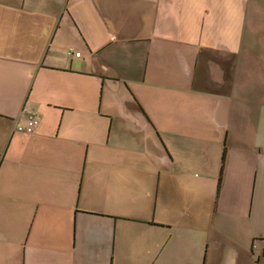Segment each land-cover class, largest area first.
<instances>
[{
  "label": "crops",
  "instance_id": "0c3cea01",
  "mask_svg": "<svg viewBox=\"0 0 264 264\" xmlns=\"http://www.w3.org/2000/svg\"><path fill=\"white\" fill-rule=\"evenodd\" d=\"M246 1L0 0V264L51 253L42 210L67 215L50 264H264V31L243 46ZM151 118V176L103 158L118 120Z\"/></svg>",
  "mask_w": 264,
  "mask_h": 264
},
{
  "label": "rangeland",
  "instance_id": "374dc122",
  "mask_svg": "<svg viewBox=\"0 0 264 264\" xmlns=\"http://www.w3.org/2000/svg\"><path fill=\"white\" fill-rule=\"evenodd\" d=\"M248 10L246 11V30L244 35L248 36L243 39V46L250 47L252 50L261 51V48L258 47L260 40L257 38V33L264 31V0H248L246 1ZM246 7V4H244ZM236 25V24H235ZM234 25V26H235ZM249 34H248V33ZM235 47L236 46V43ZM240 45V43L238 44ZM241 46V45H240ZM255 60L263 61V56H258L256 54L250 55ZM236 59H239L238 55H233V66L235 65ZM228 71V70H227ZM233 77L236 80V69L233 70ZM232 88V87H231ZM233 89V88H232ZM152 99L156 100L158 97L155 93H151L149 95ZM153 107V106H152ZM156 107V104H154ZM157 108H152L150 111H154V115H157ZM156 117V116H153ZM152 123H148L145 126V129L142 130V127H139L135 124V121L120 119L114 125V130L111 136V145L109 148H104L102 150V156L108 161V158L119 159L123 162L125 159H137L138 162H147L148 164L141 165V167L136 168V174H144L151 176L150 171L153 169H157L156 167L150 166V162L156 159V149L153 148V144H150L149 134L153 137L156 143L160 144L161 136H160V125L157 118L152 119ZM110 123V122H109ZM139 124V122H137ZM149 133V134H148ZM108 133L103 138L104 143L107 142ZM169 137V136H168ZM100 139V138H99ZM117 139V141H116ZM226 151V150H225ZM113 152V153H112ZM113 155V156H112ZM109 162V161H108ZM111 164V162H109ZM149 165V168H148ZM7 170V168H4ZM223 168H221V173L219 174L217 180V188L216 194L218 196L219 191L221 189L222 180H223ZM199 171V168H196ZM143 172V173H142ZM120 174H135L133 167L123 166L121 164ZM1 178V177H0ZM6 201H3L5 204ZM67 215L63 210L58 211L54 216H50L46 214L43 210L39 217V221L37 227L40 228L39 233L37 232L35 236H37L41 244L44 245L42 249H45L51 253L42 254L40 258V262L42 264H50L48 254H53L56 250L62 252L66 243V239L68 238V231L66 230ZM70 228V223L68 224ZM262 229H264V223L262 224ZM74 231V229H73ZM7 232L3 229V225L0 222V238L10 237L6 234ZM260 233H264V230L260 231ZM89 235L87 234V238L89 239ZM99 248L96 247L93 251H97ZM264 260V259H262ZM56 264H68L65 263V257H58L55 260ZM88 264H95L93 261H89ZM119 264H134L128 262H120ZM141 264V263H139Z\"/></svg>",
  "mask_w": 264,
  "mask_h": 264
},
{
  "label": "built area",
  "instance_id": "2783aa9c",
  "mask_svg": "<svg viewBox=\"0 0 264 264\" xmlns=\"http://www.w3.org/2000/svg\"><path fill=\"white\" fill-rule=\"evenodd\" d=\"M69 54H72L71 51L69 52ZM75 56L80 57L81 53L76 52ZM39 125H40V119L37 116L30 115L28 117L27 123L18 124L16 129L18 132H21L24 134H33L36 131V129L39 127ZM262 256L264 257V250L262 251Z\"/></svg>",
  "mask_w": 264,
  "mask_h": 264
}]
</instances>
